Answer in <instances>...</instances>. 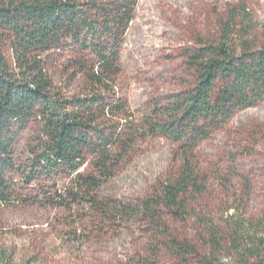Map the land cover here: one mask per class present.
Masks as SVG:
<instances>
[{"label":"trees","instance_id":"obj_1","mask_svg":"<svg viewBox=\"0 0 264 264\" xmlns=\"http://www.w3.org/2000/svg\"><path fill=\"white\" fill-rule=\"evenodd\" d=\"M137 0H0V207H9L17 174L24 186L37 181L69 182L64 192L46 196L52 207L72 211L87 204L102 216L122 221L143 216L160 235L172 239L175 257L194 254L171 235L167 219L183 223L191 202L206 190L197 150L238 112L264 103V43L226 41L188 55L196 72L185 93L157 104L140 124L127 102L116 96L120 52L134 19ZM11 51L8 58L5 51ZM82 84L75 91L74 85ZM118 121V123H114ZM114 123V124H113ZM113 127H109L111 125ZM35 129L23 163L16 161L22 135ZM160 137L177 148L178 171L137 207L106 203L97 192L110 180L135 140ZM214 252L221 248L208 217ZM235 233L244 229L237 223ZM240 239V237H237ZM259 245L236 250L233 262L212 256L197 264H264ZM0 264H12L0 246Z\"/></svg>","mask_w":264,"mask_h":264},{"label":"rangeland","instance_id":"obj_2","mask_svg":"<svg viewBox=\"0 0 264 264\" xmlns=\"http://www.w3.org/2000/svg\"><path fill=\"white\" fill-rule=\"evenodd\" d=\"M221 41L229 46L246 41L259 48L264 43V0H137L121 47L116 96L140 124L157 104L194 85L188 54ZM5 54L11 57L9 49ZM81 88L74 85L75 91ZM34 132L27 130L16 146L18 164L26 160ZM196 155L206 190L191 202L187 221L167 219L172 237L194 251L185 259L174 256L172 239L143 216L122 221L87 204L71 212L48 205L45 197L55 186L62 192L68 188L64 176L29 187L17 174L9 176L14 195L9 207H0V246L12 264H197L213 253L223 263L233 262L236 250L259 245L264 238V103L234 115ZM178 167L177 148L170 142L139 138L98 190V198L135 208ZM204 217L216 228L222 245L218 252L207 233L210 227L201 222ZM237 223L244 229L235 233Z\"/></svg>","mask_w":264,"mask_h":264}]
</instances>
